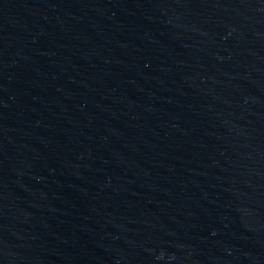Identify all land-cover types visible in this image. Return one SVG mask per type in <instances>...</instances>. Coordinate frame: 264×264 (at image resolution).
I'll return each instance as SVG.
<instances>
[{
  "label": "water",
  "instance_id": "95a60500",
  "mask_svg": "<svg viewBox=\"0 0 264 264\" xmlns=\"http://www.w3.org/2000/svg\"><path fill=\"white\" fill-rule=\"evenodd\" d=\"M0 264H198L129 0H0Z\"/></svg>",
  "mask_w": 264,
  "mask_h": 264
}]
</instances>
